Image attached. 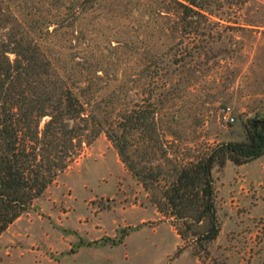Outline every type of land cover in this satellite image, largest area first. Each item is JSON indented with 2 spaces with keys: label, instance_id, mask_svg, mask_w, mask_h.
<instances>
[{
  "label": "rangeland",
  "instance_id": "rangeland-1",
  "mask_svg": "<svg viewBox=\"0 0 264 264\" xmlns=\"http://www.w3.org/2000/svg\"><path fill=\"white\" fill-rule=\"evenodd\" d=\"M197 1L206 18L183 39L192 62L174 75L177 90L158 115L161 148L142 161L155 182L146 187L104 132L85 139L69 166L1 235L0 264H264V155L213 168L220 231L208 252L195 249L192 235L205 227L188 229L184 239L182 221L158 205L177 166L197 162L220 142L247 140L253 119H264V0ZM107 2L101 31L125 29L128 45L106 43L97 56L102 50L111 59L120 56L133 108L148 82L135 48L172 42L161 30L167 17L150 14L157 2L169 0ZM125 2H132L129 10ZM223 105L233 108L235 122L221 121ZM131 136L132 151L141 153L138 137Z\"/></svg>",
  "mask_w": 264,
  "mask_h": 264
},
{
  "label": "trees",
  "instance_id": "trees-1",
  "mask_svg": "<svg viewBox=\"0 0 264 264\" xmlns=\"http://www.w3.org/2000/svg\"><path fill=\"white\" fill-rule=\"evenodd\" d=\"M107 1L0 0V237L69 166L83 141L103 132L146 187L156 180L142 161L148 154L146 160H153L162 146L158 115L177 90L174 75L192 62L189 41L183 39L201 27L205 8L197 0L152 6V16L167 17L161 30L172 42L161 44L166 50L136 44L148 82L141 87V102L130 108L131 89L119 68L120 56L111 59L112 53L104 50L97 56L106 43L128 45L122 39L125 29L101 31L98 23ZM131 3L125 2L124 10ZM256 119L247 140L220 142L197 162L177 166L162 192L165 202L158 205L182 221L178 228L184 239L188 229L206 228L192 234L195 249L208 252L220 231L213 168L264 155V133ZM133 134L141 153L132 151ZM224 264L229 263L224 259Z\"/></svg>",
  "mask_w": 264,
  "mask_h": 264
},
{
  "label": "built area",
  "instance_id": "built-area-1",
  "mask_svg": "<svg viewBox=\"0 0 264 264\" xmlns=\"http://www.w3.org/2000/svg\"><path fill=\"white\" fill-rule=\"evenodd\" d=\"M220 118L223 123H233L236 118L233 113V108L230 105H223L219 110Z\"/></svg>",
  "mask_w": 264,
  "mask_h": 264
},
{
  "label": "water",
  "instance_id": "water-1",
  "mask_svg": "<svg viewBox=\"0 0 264 264\" xmlns=\"http://www.w3.org/2000/svg\"><path fill=\"white\" fill-rule=\"evenodd\" d=\"M255 125H258L260 127V129L263 131L264 133V119H256L254 122ZM264 148V145H263Z\"/></svg>",
  "mask_w": 264,
  "mask_h": 264
}]
</instances>
